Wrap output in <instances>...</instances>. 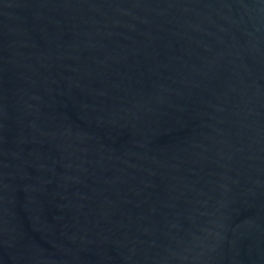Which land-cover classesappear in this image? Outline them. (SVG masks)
I'll list each match as a JSON object with an SVG mask.
<instances>
[{"label":"water","instance_id":"95a60500","mask_svg":"<svg viewBox=\"0 0 264 264\" xmlns=\"http://www.w3.org/2000/svg\"><path fill=\"white\" fill-rule=\"evenodd\" d=\"M0 264H264V0H0Z\"/></svg>","mask_w":264,"mask_h":264}]
</instances>
